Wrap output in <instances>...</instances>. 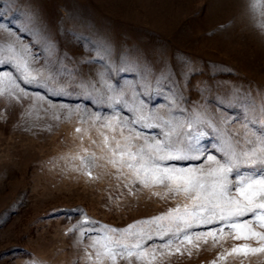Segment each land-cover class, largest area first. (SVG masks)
Wrapping results in <instances>:
<instances>
[{"label":"rangeland","instance_id":"rangeland-1","mask_svg":"<svg viewBox=\"0 0 264 264\" xmlns=\"http://www.w3.org/2000/svg\"><path fill=\"white\" fill-rule=\"evenodd\" d=\"M252 2L257 4L255 9L249 7ZM17 7L21 15L34 9L38 17L34 30L39 35L32 36L36 47L30 48L35 59H29L40 86L20 83L25 89L22 100L0 95V264H99L94 255L91 261L86 255L93 250L82 232L97 225L125 229L166 213L183 199L162 186L132 184L127 169L117 171L107 163L112 145H105L100 132L110 141L113 135L120 136L101 129L100 122L88 114H99L103 120L112 113L104 110L106 105L87 106L86 95L81 97L79 90L73 92L67 85L107 74L105 65L113 68L115 76L117 51L133 56L138 52L169 67L173 61L187 62V68H181L184 96L192 101V105H181L186 116L192 107L234 119L232 109H222L219 101L236 103L245 99L236 93L248 90L247 99L254 93L258 108L264 94V31L259 27L264 23V0H23L13 10ZM104 38L110 41L111 56L99 47ZM85 62L93 66L85 67ZM54 67L67 71L57 74ZM8 73L14 69L0 64V76ZM125 82H131V77ZM12 87L3 80L0 93ZM61 87L72 95L52 94ZM152 110L165 115L168 107L157 98ZM250 118L264 122V114L255 109ZM229 130L244 133L239 123L231 124ZM93 154L94 164L86 166L82 161ZM85 219L92 225L84 224ZM141 227L153 235L156 231L155 225L140 224L133 230ZM206 239V243L194 238L191 244L161 248L163 242L154 238L146 242L143 258L132 257L130 262L264 264V252L231 251L242 244L259 247L255 241L234 239L227 230ZM115 264H129V260L117 257Z\"/></svg>","mask_w":264,"mask_h":264},{"label":"snow or ice","instance_id":"snow-or-ice-1","mask_svg":"<svg viewBox=\"0 0 264 264\" xmlns=\"http://www.w3.org/2000/svg\"><path fill=\"white\" fill-rule=\"evenodd\" d=\"M18 2L23 0H0V64L14 69V73L0 76V82L7 80L13 85L10 91L0 95L11 100L24 99L25 89L20 83L40 86L32 75L29 59H35L30 48L36 47L32 36L39 35L34 30L38 17L34 9L23 15L18 7L13 10V5ZM256 6L255 2L249 5L252 9ZM259 27L264 31V23ZM25 39L29 41L28 45L20 43ZM99 47L111 56L107 38ZM64 59L72 62L69 56ZM100 62L104 63L103 58ZM92 66L85 62V67ZM113 66L115 76L112 75L113 68L105 65L107 74L97 73L92 79L74 80L67 86L73 92L79 90L81 97L86 95L87 106L106 105L104 110L112 113L103 120L99 114H88L94 122H100L101 129L118 132L120 136L116 139L113 135L110 141L103 131L100 132L105 145H112L108 148L107 163L117 171L127 169L132 184L144 188L162 186L167 193L182 198L183 203L125 229L89 227L82 235H87L91 241L89 247L93 252L91 255L86 253L90 261L94 255L99 264L105 261L115 264L117 257L129 260L131 264L130 258H143L146 242L154 238L163 242L161 248H169L174 243L191 244L194 238L204 239L206 243L207 237L216 238L217 233L223 234L226 230L234 239L259 244V247L234 246L232 253L264 252V122L250 118L254 109L264 114V94H261L258 108L254 93L247 99L248 90L243 94L236 93L245 97L236 103L219 101L222 109H232L234 119L220 118L206 110L193 111L192 107L187 108L189 115L186 116V109L181 105H192V101L184 96L185 73L181 68H187V62L177 64L173 61L169 67L163 60L156 64L147 54L143 57L138 52L135 56L131 52L121 55L118 50ZM52 71L58 74L66 72L67 68L54 67ZM75 75L83 76V73ZM129 77L131 82H125ZM187 86H191V79ZM52 94L72 95L64 87L59 91L54 88ZM157 98L167 104L165 115L152 110ZM117 113L123 115L117 116ZM233 123L243 126V135L229 130ZM144 130L155 132L146 134ZM95 159L93 154L82 162L87 166L94 164ZM87 174L91 177V172ZM83 223L92 225L93 222L85 219ZM136 224L155 225L156 231L154 235L146 233L142 227L134 231ZM196 228L205 231L196 233L193 231ZM149 247L155 251L154 246Z\"/></svg>","mask_w":264,"mask_h":264}]
</instances>
